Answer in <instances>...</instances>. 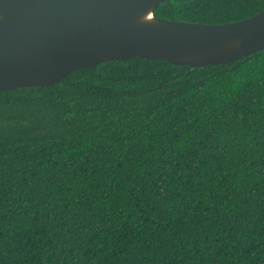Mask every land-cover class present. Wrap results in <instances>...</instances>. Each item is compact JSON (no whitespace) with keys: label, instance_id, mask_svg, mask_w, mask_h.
Masks as SVG:
<instances>
[{"label":"trees","instance_id":"trees-1","mask_svg":"<svg viewBox=\"0 0 264 264\" xmlns=\"http://www.w3.org/2000/svg\"><path fill=\"white\" fill-rule=\"evenodd\" d=\"M264 0H163L225 23ZM0 264H264V47L127 57L0 91Z\"/></svg>","mask_w":264,"mask_h":264},{"label":"water","instance_id":"water-1","mask_svg":"<svg viewBox=\"0 0 264 264\" xmlns=\"http://www.w3.org/2000/svg\"><path fill=\"white\" fill-rule=\"evenodd\" d=\"M163 0H0V91L127 57L203 67L264 47V8L225 23L155 16Z\"/></svg>","mask_w":264,"mask_h":264}]
</instances>
